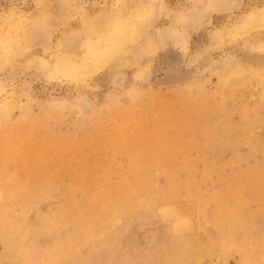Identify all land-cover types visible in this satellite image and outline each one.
Returning a JSON list of instances; mask_svg holds the SVG:
<instances>
[{
	"label": "rangeland",
	"instance_id": "1",
	"mask_svg": "<svg viewBox=\"0 0 264 264\" xmlns=\"http://www.w3.org/2000/svg\"><path fill=\"white\" fill-rule=\"evenodd\" d=\"M0 264H264V0H0Z\"/></svg>",
	"mask_w": 264,
	"mask_h": 264
}]
</instances>
